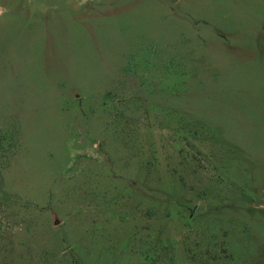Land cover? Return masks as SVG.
Returning a JSON list of instances; mask_svg holds the SVG:
<instances>
[{"label":"rangeland","instance_id":"1","mask_svg":"<svg viewBox=\"0 0 264 264\" xmlns=\"http://www.w3.org/2000/svg\"><path fill=\"white\" fill-rule=\"evenodd\" d=\"M0 264H264V0H0Z\"/></svg>","mask_w":264,"mask_h":264}]
</instances>
